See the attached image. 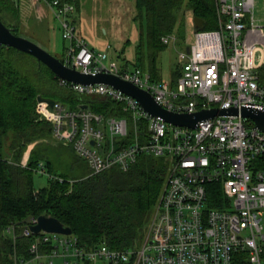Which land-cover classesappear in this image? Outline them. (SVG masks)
<instances>
[{
	"label": "built area",
	"instance_id": "2783aa9c",
	"mask_svg": "<svg viewBox=\"0 0 264 264\" xmlns=\"http://www.w3.org/2000/svg\"><path fill=\"white\" fill-rule=\"evenodd\" d=\"M70 41L65 63L88 73H110L148 91L164 109L193 113L202 109L264 106V26L253 17L256 0H216L218 26L195 30L190 51H179L175 82L154 80L147 69L108 62L109 48L95 50L73 23L71 0H44ZM175 45L178 37H162ZM78 93L103 95L122 106L123 115L70 109L64 103L38 102L42 118L53 125L54 139L71 146L91 174L118 166L127 170L147 153L171 161L147 235L137 248L115 249L105 243L88 247L74 234L22 227L36 234L31 257L14 264H264V132L238 115H215L191 128L147 112L134 97L111 85H83L58 77ZM28 154V155H26ZM22 159L27 165L29 151ZM44 172V165L37 168ZM62 180V179H61ZM220 184L221 208L210 205ZM15 225L7 233L16 239Z\"/></svg>",
	"mask_w": 264,
	"mask_h": 264
},
{
	"label": "trees",
	"instance_id": "16d2710c",
	"mask_svg": "<svg viewBox=\"0 0 264 264\" xmlns=\"http://www.w3.org/2000/svg\"><path fill=\"white\" fill-rule=\"evenodd\" d=\"M71 1L78 12V0ZM135 7L142 24L137 67L149 70L154 80L163 79L158 59L167 45L162 37L175 32L180 42H185L188 12L202 21L195 30L218 26L216 0H135ZM19 14L15 0H0V17L17 35ZM77 19L75 15L74 24ZM58 57L65 61L66 53ZM179 73L177 66L176 78ZM49 94L70 109L88 105L91 111L105 115L125 114L120 104L106 96L60 86L58 77L35 57L0 45V264H14V256L25 260L31 257L29 247L36 234L22 236V227L40 215L59 219L88 247L101 243L115 249L141 246L168 177L167 160L142 153L127 170L114 166L91 174L89 169L79 178L55 173L52 162L42 160L35 152L45 140H55L51 121L37 110L38 97L50 99ZM30 145L33 147L23 166L21 161ZM39 163L49 177L47 185L37 188L34 172ZM209 186L218 187L210 205L221 208L222 186ZM13 224L16 239L7 233ZM235 264H248L246 254H240Z\"/></svg>",
	"mask_w": 264,
	"mask_h": 264
},
{
	"label": "rangeland",
	"instance_id": "374dc122",
	"mask_svg": "<svg viewBox=\"0 0 264 264\" xmlns=\"http://www.w3.org/2000/svg\"><path fill=\"white\" fill-rule=\"evenodd\" d=\"M78 3L80 9L76 25L79 32L90 41L91 46L101 49L105 44L109 43L108 62L116 61L120 65L127 63L129 69L137 67L138 45L140 43L142 24L135 7V0H78ZM253 17L256 24L264 26V0H256ZM57 23L59 25L58 21ZM143 25H145V20ZM194 26L193 16L188 12L185 27L186 44H191L194 41ZM60 32L57 27L55 32L53 31L52 48L40 46L50 53H54L53 55L61 57L66 53L65 48L67 47L68 49L70 47V41L64 40ZM19 33L24 36L23 31ZM183 48L184 45L181 43L170 44L165 50L160 52L158 63L161 67L163 78H176V67L181 65L178 55ZM51 88H54V86L51 85ZM51 95H48V97H51L50 99L53 98ZM5 150L3 148L1 152L4 153ZM35 152L42 160L49 159L52 162V169L55 173L79 178L89 172L88 163L81 159L73 148L52 138L39 144ZM166 160L168 168L171 161L169 159ZM48 177V173H41L38 169L35 170V186L39 188L47 185ZM262 225L264 226V215Z\"/></svg>",
	"mask_w": 264,
	"mask_h": 264
},
{
	"label": "water",
	"instance_id": "95a60500",
	"mask_svg": "<svg viewBox=\"0 0 264 264\" xmlns=\"http://www.w3.org/2000/svg\"><path fill=\"white\" fill-rule=\"evenodd\" d=\"M195 25H201L202 21L194 18ZM0 45L14 47L21 52L35 57L39 62L46 65L57 77L63 78L69 82L79 83L83 85H93L98 83L108 84L114 88L137 99L142 107L153 116H160L167 122L195 127L199 121L213 117L215 115H238L249 119L255 128L264 132V106H244L241 109L231 108H212L202 109L193 113H175L170 112L161 107L154 97L146 90H143L131 82L125 81L116 75L110 73L88 74L76 69L74 66L67 65L58 56L53 55L36 42L12 32V30L2 21L0 17ZM186 51H190L187 46ZM38 100H47L51 105L55 103L54 99H45L38 97ZM82 109H88L85 105ZM34 233L41 231L55 232L60 234H71V227L65 226L59 219L40 215L37 217V223L30 226Z\"/></svg>",
	"mask_w": 264,
	"mask_h": 264
},
{
	"label": "crops",
	"instance_id": "0c3cea01",
	"mask_svg": "<svg viewBox=\"0 0 264 264\" xmlns=\"http://www.w3.org/2000/svg\"><path fill=\"white\" fill-rule=\"evenodd\" d=\"M15 1L19 7V12H20L19 19L16 21L19 32L23 31L24 37H28L32 41L39 43V45H42L45 48H52L53 47V43H52L53 31L55 32L56 27H57V29L60 32V28H59V25L57 23L58 20L55 17V14H54L52 8L44 0H15ZM76 16L79 18V10H78V12L76 11ZM170 34H175L178 37L177 33H175V32L170 33ZM84 38L88 41L90 47L95 49V50L106 49L107 46L109 45V43H108V44H105L103 48L96 49V48L91 46L90 41L86 37H84ZM177 43H181L179 40V37H178ZM181 44L184 45V48L182 50L186 51V48H187V46H189V44H186V40H185V42H183ZM127 66H128V64H127ZM163 79H167V78H163ZM176 79L177 78H175V77L169 78V80L171 82H175ZM45 99H48V98H45ZM32 147H33V145H30L29 149L25 152V154L28 151L30 152V149ZM25 154H24V156H25Z\"/></svg>",
	"mask_w": 264,
	"mask_h": 264
},
{
	"label": "bare ground",
	"instance_id": "6f19581e",
	"mask_svg": "<svg viewBox=\"0 0 264 264\" xmlns=\"http://www.w3.org/2000/svg\"><path fill=\"white\" fill-rule=\"evenodd\" d=\"M52 12V11H51ZM10 14V13H9ZM56 19V18H55ZM57 21V20H56ZM60 28V27H59ZM61 34V33H60ZM62 35V34H61ZM64 48V47H63ZM67 48V47H66ZM52 53V52H51ZM54 54V53H53ZM70 105V104H69ZM104 112V111H103ZM105 114V113H104ZM52 169V168H51ZM32 170V169H31ZM45 170V169H44ZM36 217V216H35ZM73 233V232H72ZM147 234V233H146ZM35 237V236H34ZM32 239V238H31ZM26 258V257H25Z\"/></svg>",
	"mask_w": 264,
	"mask_h": 264
}]
</instances>
